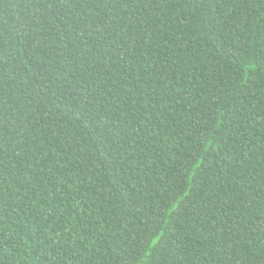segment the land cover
<instances>
[{"label": "trees", "instance_id": "obj_1", "mask_svg": "<svg viewBox=\"0 0 264 264\" xmlns=\"http://www.w3.org/2000/svg\"><path fill=\"white\" fill-rule=\"evenodd\" d=\"M0 264H264V0H0Z\"/></svg>", "mask_w": 264, "mask_h": 264}, {"label": "snow or ice", "instance_id": "obj_2", "mask_svg": "<svg viewBox=\"0 0 264 264\" xmlns=\"http://www.w3.org/2000/svg\"><path fill=\"white\" fill-rule=\"evenodd\" d=\"M40 2H41V3H44V2H45V0H40ZM60 2H61V3H63V2H64V0H60ZM2 227H3V225H2V224H0V228H2Z\"/></svg>", "mask_w": 264, "mask_h": 264}]
</instances>
